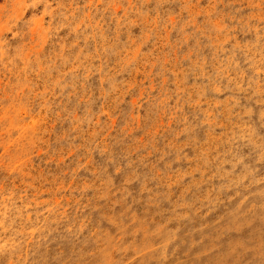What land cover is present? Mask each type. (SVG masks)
I'll use <instances>...</instances> for the list:
<instances>
[{
  "label": "rangeland",
  "instance_id": "rangeland-1",
  "mask_svg": "<svg viewBox=\"0 0 264 264\" xmlns=\"http://www.w3.org/2000/svg\"><path fill=\"white\" fill-rule=\"evenodd\" d=\"M0 264H264V0H0Z\"/></svg>",
  "mask_w": 264,
  "mask_h": 264
}]
</instances>
